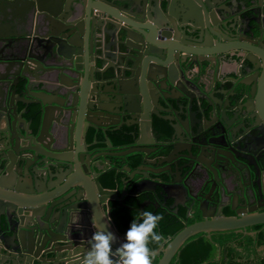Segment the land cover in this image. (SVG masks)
I'll return each instance as SVG.
<instances>
[{"label":"water","instance_id":"water-1","mask_svg":"<svg viewBox=\"0 0 264 264\" xmlns=\"http://www.w3.org/2000/svg\"><path fill=\"white\" fill-rule=\"evenodd\" d=\"M198 1L195 13L182 0H0V264H80L95 225L112 232L110 207L104 205L110 195L119 198L118 191L103 188L99 176L117 172L120 165L129 171V154L145 162L130 175L142 176L134 193L154 191L141 187L143 181H157L150 173L158 172L145 149L118 152L109 132L132 126L139 139L152 133L153 115L175 128L184 127L191 113L198 132L205 117L231 129L235 121L226 119L236 114L239 98L216 97L203 110L197 104L192 111L186 93L189 82L205 94L208 71L210 81H217L225 74L226 57L240 62L231 71L234 87L239 86L232 96L244 100L237 110L257 131L243 139L242 149L264 158V0ZM191 18L193 45L201 48L174 52L164 25L177 31L182 20ZM30 103L41 113L35 124L27 116ZM99 132L107 149L92 147L101 143ZM231 142L224 149L230 150ZM221 155L224 164L235 167V178L251 177L255 163L247 157ZM262 221L264 214L193 222L153 249L152 264H170L197 233ZM116 230L124 241L112 232L113 251L126 242Z\"/></svg>","mask_w":264,"mask_h":264},{"label":"flooded vegetation","instance_id":"flooded-vegetation-1","mask_svg":"<svg viewBox=\"0 0 264 264\" xmlns=\"http://www.w3.org/2000/svg\"><path fill=\"white\" fill-rule=\"evenodd\" d=\"M182 1L186 2L196 13L200 1ZM180 6L176 1L175 7L179 8ZM174 11L177 12L176 9ZM94 13L96 14V12ZM145 18L146 15L145 17L142 15L141 19ZM145 21L147 23L146 19ZM163 31L165 34L170 32L169 35L173 37L170 42L176 48L174 52H178L179 49L189 52L194 48H201L193 45L196 44L197 37L196 26L192 18L182 20L177 31L166 24ZM179 36L181 40H178ZM116 54L119 55L118 52ZM180 54L186 53L180 52ZM224 60L222 63L223 71H225V63L232 64V70L238 69L240 66V62L235 64L232 57H226ZM97 65L101 66L103 63L99 61ZM172 68L177 73V68L174 65ZM209 72L206 75L209 84L205 88V94L191 83L186 82V93L192 98L191 110H196L197 104H201L198 108L203 110L208 104L207 101H217L216 97L222 100L226 95H229L230 99L239 98L235 105L236 114L234 116L229 114L228 119H226L229 123L235 121L231 129L226 128L225 125L218 127L205 117L200 121L201 130L198 132L197 127L194 126L195 114L191 113L190 122L186 121L184 127L176 124L175 128L170 125V120L153 115L152 133H145L139 139L133 136L132 133L135 129L132 126L122 125L119 130L109 132L112 149L124 152L142 147L148 154L146 155L147 159L153 162V167H156L158 171L154 174L150 173V178L157 181L154 183L143 181L141 183L142 188H152L154 189L153 192L134 193L135 182L142 179V176L134 174L133 178H130V175L136 173L139 166H144L143 163L145 164L143 157L139 154L128 155L127 166L130 168L129 171L125 170L123 165H120L117 172L111 171L114 174L111 183L105 179L107 173L99 176V182L103 188L118 191L119 198L110 195L104 205V209L107 206L110 207L113 221L115 220L112 210L115 206L135 211V219L138 222L142 219L140 213L144 209L151 208L150 212L153 214L162 215L163 219L174 220L183 227L206 219L220 217L251 218L254 215L264 214V158L256 157L257 152L252 157L249 155L252 154V151L242 149L243 139L255 136L257 131L249 127L247 120L240 117L239 110H237V106L240 107L244 100L240 99L239 95L232 96L233 92L239 90L238 85L234 87L232 72L218 77L217 81L215 79L210 81ZM121 80L123 79L121 78ZM179 84L184 86V82L180 80ZM172 94L177 95L178 93L172 92ZM28 97L32 99L31 96ZM27 109V116L32 118L33 124L40 120L41 113L37 104L30 103ZM209 111L210 109L201 113H208ZM160 114L165 117L169 116L167 112L161 110ZM212 119L215 118L212 117ZM261 127L264 128L263 125ZM207 138H210L213 143H208ZM230 139H232V146L230 150H226L222 145ZM97 140L101 143L94 144V148L107 149L101 132L97 134ZM138 140H143L144 143L136 144ZM88 141H92V136ZM262 143L264 144V138ZM155 148L156 151L154 152L153 149ZM221 153L230 155L232 160L245 161L241 157H247L249 161L255 163V168L252 167L251 177L235 178V167L232 163L224 164L221 160ZM122 190L125 193L121 197ZM195 235L194 241L203 237L211 245L209 253L202 255L203 259H200V256L196 257L199 264H264V221L248 224L238 229L219 230L210 233L200 232ZM167 237L164 236V238ZM177 260L178 258L173 261L176 262ZM171 261L170 264H173Z\"/></svg>","mask_w":264,"mask_h":264},{"label":"clouds","instance_id":"clouds-1","mask_svg":"<svg viewBox=\"0 0 264 264\" xmlns=\"http://www.w3.org/2000/svg\"><path fill=\"white\" fill-rule=\"evenodd\" d=\"M140 217V222L137 219L132 221L126 232V242L115 251L112 248L116 239L114 234L95 225L97 231L89 241L90 250L80 264H152L155 251L149 245H160L164 240L156 230L163 217L150 211H142Z\"/></svg>","mask_w":264,"mask_h":264},{"label":"trees","instance_id":"trees-1","mask_svg":"<svg viewBox=\"0 0 264 264\" xmlns=\"http://www.w3.org/2000/svg\"><path fill=\"white\" fill-rule=\"evenodd\" d=\"M91 135L89 134L88 140H90ZM112 177H114L113 172H109L106 174L105 179L107 180L108 183L112 182ZM115 204V203H114ZM113 204V205H114ZM151 208L149 209H144V211H150ZM112 215L114 216V220L118 226V229L126 233L127 230L130 228L132 221L136 218V212L131 211L128 209H123L120 208L119 206L113 207L112 210ZM162 216V215H161ZM183 226L180 224L176 223L174 220H168V219H162L159 221L158 228L156 229L158 233L162 234L163 236H174ZM196 235H193L189 237L179 248L178 254L176 257L172 258V261L176 258L178 260L176 262L173 261L174 263L177 264H199V260L196 259L197 256H200V259L202 258L203 254L209 253L211 249V245L209 242L203 238L199 237L195 241L193 238ZM152 249L157 248L159 245H156L155 243H152L149 245ZM158 257L155 258L154 262H157ZM171 261V262H172ZM213 264V263H212ZM216 264V263H214Z\"/></svg>","mask_w":264,"mask_h":264},{"label":"crops","instance_id":"crops-1","mask_svg":"<svg viewBox=\"0 0 264 264\" xmlns=\"http://www.w3.org/2000/svg\"><path fill=\"white\" fill-rule=\"evenodd\" d=\"M232 69H233V66H232V64H229V63H225V66H224V73H226V74H229V72H231L232 71ZM93 147V146H92ZM110 223V222H109ZM111 231L115 234V236L120 240V241H124L123 240V238H121V237H119V236H117V233H116V229H118V226H117V224H116V222L115 221H111ZM118 231H119V233H123V232H121L119 229H118ZM123 234H125L126 235V233H123Z\"/></svg>","mask_w":264,"mask_h":264}]
</instances>
